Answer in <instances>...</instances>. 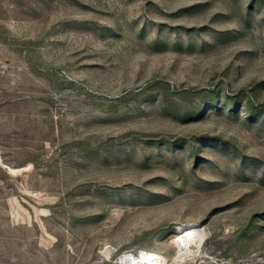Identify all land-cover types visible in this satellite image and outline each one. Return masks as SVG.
Masks as SVG:
<instances>
[{
	"label": "rangeland",
	"instance_id": "1",
	"mask_svg": "<svg viewBox=\"0 0 264 264\" xmlns=\"http://www.w3.org/2000/svg\"><path fill=\"white\" fill-rule=\"evenodd\" d=\"M135 261L264 264V0H0V264Z\"/></svg>",
	"mask_w": 264,
	"mask_h": 264
},
{
	"label": "bare ground",
	"instance_id": "2",
	"mask_svg": "<svg viewBox=\"0 0 264 264\" xmlns=\"http://www.w3.org/2000/svg\"><path fill=\"white\" fill-rule=\"evenodd\" d=\"M192 234L193 233H191L189 236H188V241L187 242H189V245L191 246V248L193 249L195 246H196V244H197V239L195 238V236H192ZM196 242V244L194 245V243ZM185 245V244H184ZM183 246V245H182ZM186 247V246H185ZM185 247H183V249H185ZM147 257V256H146ZM143 261V260H142ZM134 262V261H133ZM133 262H129V264H132ZM144 262V261H143ZM139 264L141 263V262H138ZM136 261H135V263L134 264H138ZM146 263V262H145Z\"/></svg>",
	"mask_w": 264,
	"mask_h": 264
}]
</instances>
